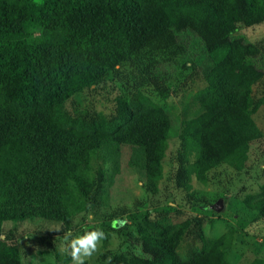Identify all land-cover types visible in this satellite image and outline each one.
Masks as SVG:
<instances>
[{
    "label": "trees",
    "instance_id": "trees-1",
    "mask_svg": "<svg viewBox=\"0 0 264 264\" xmlns=\"http://www.w3.org/2000/svg\"><path fill=\"white\" fill-rule=\"evenodd\" d=\"M169 6L205 12L217 28L264 24V0H0V211L58 207L60 232L70 231L69 210L83 202L89 211L104 182L103 173L97 184L91 179L90 156L109 145L142 151L145 189L156 193L171 130L163 108L139 91L118 98L109 116L79 109L72 98L128 65L138 87L150 86L167 100L174 73L192 61L188 51L203 45L190 28L176 32L165 13ZM211 56L221 72L182 121L178 188L189 189L191 175L205 183L221 166L242 171L250 146L263 141L251 118L263 100L251 95L243 46L231 41ZM244 206L264 221V184ZM187 229L139 224L137 237L129 238L139 253L115 255L109 264H229L225 237L199 236L202 247L180 255ZM19 251L13 238L0 240V264H21Z\"/></svg>",
    "mask_w": 264,
    "mask_h": 264
},
{
    "label": "rangeland",
    "instance_id": "rangeland-1",
    "mask_svg": "<svg viewBox=\"0 0 264 264\" xmlns=\"http://www.w3.org/2000/svg\"><path fill=\"white\" fill-rule=\"evenodd\" d=\"M165 13L176 32L190 28L203 42L195 53L188 51L192 61L186 64V69L174 73L168 85L167 100H162L150 86L138 87L134 69L128 65L109 71L102 83L72 98L79 109L92 107L109 116L118 98L139 91L163 108L170 119L171 130L162 163L163 177L156 193L150 194L145 189L141 150L129 145H109L96 151L90 156V177L97 184L99 173H103L104 182L100 192L93 193L89 211L85 212L83 202L69 210L70 231L60 232L62 212L58 207L0 211V220L4 221L0 240L11 237L18 242L21 264H74L68 247L70 240L96 228L103 230L104 238L97 250L84 258V264H109L115 255L138 254V248L131 246L129 238L137 237V225H150L155 221L188 227L178 249L182 256H189L202 247L199 236L208 241L225 237L229 264L264 262V221L244 206L246 198L257 196L264 184V24L251 28H217L210 24L205 12H188L169 6ZM231 41L240 43L245 50L242 66L252 97L263 100L251 115L263 141L250 146L246 168L242 171L221 166L207 175L205 183L191 175L189 189L178 188L175 172L182 121L185 113L197 109L195 96L220 75L221 69L211 52ZM66 110L72 112L70 103L66 104ZM122 210L126 214L121 215ZM111 217H117L120 226H112ZM68 233L71 235L66 240Z\"/></svg>",
    "mask_w": 264,
    "mask_h": 264
},
{
    "label": "clouds",
    "instance_id": "clouds-1",
    "mask_svg": "<svg viewBox=\"0 0 264 264\" xmlns=\"http://www.w3.org/2000/svg\"><path fill=\"white\" fill-rule=\"evenodd\" d=\"M118 223V220H114L113 226H117ZM70 235L71 233H68L65 236V239L68 240ZM103 238L104 232L99 228L87 231L82 236L72 238L68 247L71 250L70 255L74 261V264H84V258L90 257L97 250V245Z\"/></svg>",
    "mask_w": 264,
    "mask_h": 264
}]
</instances>
